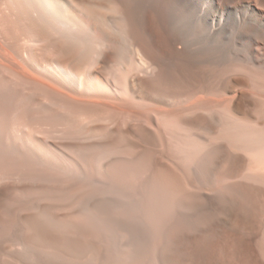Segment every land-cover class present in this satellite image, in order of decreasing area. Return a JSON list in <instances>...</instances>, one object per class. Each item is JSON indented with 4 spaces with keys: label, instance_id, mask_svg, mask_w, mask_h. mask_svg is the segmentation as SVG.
Masks as SVG:
<instances>
[{
    "label": "bare ground",
    "instance_id": "obj_1",
    "mask_svg": "<svg viewBox=\"0 0 264 264\" xmlns=\"http://www.w3.org/2000/svg\"><path fill=\"white\" fill-rule=\"evenodd\" d=\"M211 64L218 67L217 72H213L215 74L209 71L213 69V66L212 69L209 68ZM246 65L248 68L249 65L250 68L264 67V0H0V201L11 202L7 207L17 213L16 208L20 204L17 202L20 198L19 192H27V189L32 192L30 191L32 188L56 186L69 191L75 182L66 181L64 175L58 174L57 171L51 172L59 163L58 158L70 161L73 158L70 150L83 147L91 148L90 150H94L93 153H98L102 167L132 158L125 154L127 152L124 153L123 142L122 145L116 144L119 140L132 145L135 154L140 148L150 151L155 159L156 173L175 177L174 173L178 174V171L175 172L174 169L181 162L180 150L193 144L187 145L184 141V147L179 146L186 135L184 134L182 139L178 137L179 132L176 131L178 136L174 130L171 133L173 128L168 125L174 123L179 129L188 131L187 137L191 141L186 139L189 143L195 141L194 143L207 145L201 146L204 148L203 151L207 148L206 152L208 148L214 146V149L218 148L222 152L221 156H228L230 160L228 176L233 178L232 185L254 191L259 198L260 196L264 198V128H258L257 125L252 126L253 128L242 126L245 121H250V116L248 118L246 115L248 110H245V105L263 106L264 89L256 84L258 81L255 82L256 86L251 81L253 79L247 77L249 74L245 73L244 69L247 68ZM190 75L194 77H191L194 81L190 80ZM212 81L213 90L210 84ZM181 93L184 98L180 102ZM212 93H215V98L212 97ZM259 107L257 109L260 110ZM40 116L54 117L57 122L51 125L43 123L38 119ZM67 121H71L70 126H65L64 123ZM137 137L146 138L148 145L141 144L142 141L138 142L135 139ZM198 148L193 147V152L196 150L195 153H198ZM191 149L187 151L192 153ZM182 150L185 157L181 154L183 157L181 158L184 159L189 153ZM203 151L200 153L204 154ZM202 156L201 159L204 161L205 155L204 158ZM26 158H31L35 162L27 171L21 165ZM51 158H56L57 164L53 165V169L49 168L50 171L44 163ZM191 161L188 166L198 174L197 171H200L198 165L201 163ZM80 163H76V172L81 177H87L92 169L89 171L88 166H84L86 164ZM76 164L74 162V165ZM58 167L57 170L60 169ZM202 171L200 172H206ZM61 173L63 174V171ZM99 174L94 175V179L100 183L101 188L99 187L96 193L92 192L93 194L89 191L91 195L84 198L88 208L95 202L103 201L118 206L122 200L121 192L124 190L114 192L116 187H113L114 191L112 188L109 189L107 178L104 179V176ZM225 182L222 181V185ZM121 186L120 189H123ZM137 186L139 187L136 185L135 188ZM144 186L147 187L146 183ZM200 194L210 203L217 202L218 193L215 191H201ZM43 195L46 196L44 193ZM133 195L135 199L139 198L138 194ZM81 197L80 194L78 199L81 200ZM29 198L27 199L30 201ZM46 198L32 200L34 202L31 207L19 210L17 214L20 221L34 214L36 216L41 208L43 211L46 208L51 211L48 206L57 208L56 212L52 210L54 217L80 210V207L49 201ZM127 198L132 200L131 196ZM138 201L140 202V199ZM26 203L28 204V201ZM102 206L103 204L100 209ZM118 207L122 208L123 205L120 203ZM118 207L116 214L122 211ZM163 207L160 206L161 210ZM125 212L127 215L131 214ZM135 215L138 216L136 213ZM128 216H125L126 219ZM49 217L51 218L50 215L47 217L44 214L40 217L43 224H48ZM116 218L117 216H114L113 221L117 222ZM121 219L119 216L118 222L114 223L119 232L114 244L131 248V239L134 238L135 242V239L140 237L138 235L132 237V230L143 234L145 227L140 219L137 220V225ZM257 220L260 225H264V209L258 212ZM143 221L148 222V219ZM26 224L28 225V222ZM23 225L24 223H21L15 228L14 236H0V264H37L32 260L35 258H40L38 264H58L46 262L49 260L48 250L28 243ZM150 226L153 227L154 224ZM42 227L35 226L32 232L34 228L41 232ZM150 229L147 231L150 232ZM83 232H86V229ZM151 232L150 235L154 233ZM96 237H99L98 234ZM235 237L232 233L227 235L228 242L233 244V247L230 246L236 251L238 247L234 245ZM147 239L148 237L144 238L146 241ZM138 240L137 242H140ZM106 242L108 243V240ZM143 242L145 241H141ZM107 249L106 244L95 249V256L92 255V251L91 254H81L79 258L96 264L98 259L102 260L105 254H109L106 252ZM259 252L260 264H264V247L260 248ZM21 255L28 256L30 260ZM164 257L160 258L164 260Z\"/></svg>",
    "mask_w": 264,
    "mask_h": 264
},
{
    "label": "rangeland",
    "instance_id": "obj_2",
    "mask_svg": "<svg viewBox=\"0 0 264 264\" xmlns=\"http://www.w3.org/2000/svg\"><path fill=\"white\" fill-rule=\"evenodd\" d=\"M211 66H213V69L214 68L216 69V67H217L216 65H214V64L212 65L211 64L209 66V68ZM246 67L247 68H244L246 70L245 73L250 75V77H249V75L246 74L247 77L250 80H251V78L253 79L251 81H253L254 85L257 84L262 89H264V85H261V83L264 84V77H263L264 76V71H263L264 67H262V69H261L260 66H253V67H251L252 69L250 68V65H249V68H248L247 65H246ZM257 67H260V68L258 69ZM211 69H212V67H211ZM213 69L212 70L209 69L210 73H211V71L213 73L215 71L217 72V70H218V69H216V70L215 69L213 70ZM253 69L254 70L256 69L255 72H254ZM215 73H213V74H215ZM191 77H193V76L190 75V80L194 81L193 80L194 77L193 78H191ZM258 79L260 80V83H258L259 82ZM256 81H258V82H256ZM255 82H256V84H255ZM210 84H211V89L213 90L214 89V85H212L213 81H212V83L210 82ZM181 95L179 97L180 102L183 100L182 98H184L182 93H181ZM212 97H214V98L216 97L215 93H212ZM262 104H263V106H261L262 109H261V107H259L260 105H256L257 107L255 105L254 106L248 105V104L245 105V110L246 109L248 110V111H246L247 112L246 115H248V118L250 116V119H249L250 121H248L249 123L245 121V123H243L242 126L246 125L247 128H253L254 126L257 125L256 127H258V128H262V127L264 128V121H263V118H264V103H262ZM251 106H252V109H251ZM258 107L260 108V110L257 109ZM250 109H251V111H250ZM251 112H253V113H251ZM38 119L41 122L47 123L49 125L54 124L55 122H57V120L54 117H50L49 118V116H40ZM227 120H231V118H227ZM64 124H65V126L66 125L70 126L71 125V121H67ZM169 124H172V123H169ZM175 124L176 123H174L172 125H168L169 127L173 128V129L169 128V129L172 130V132L169 129H167V130L170 131L171 133H173L175 131L174 133H176L175 135H177V136H178L177 132H179V136L178 137H180L182 139H183V137L185 135H186L185 137L188 138L187 137L188 136L187 135L188 131L186 132V131H183V129L182 130L179 129L178 125L177 124L175 125ZM165 126H166V128H168L166 124H165ZM180 130H181L182 133L180 132ZM180 134H182V135H180ZM186 138L184 140H182V142H181L182 145L180 143H179L180 145L179 144L178 145L181 146V148H182V147H184V143H187V145L193 144V145H191V147L189 146V148H188V146L185 147V148H182L184 150L186 148H188V149L192 148L191 149L192 151L189 150L192 153L188 152L187 151L188 149L185 150L184 151L185 153H189L188 155L186 154V158L188 160L186 158L182 159L183 157H185L184 156L185 154L182 152L183 150L180 148L181 149L180 153L181 154L183 153L184 155L182 154V156H183L182 157L181 154L179 153L181 162H179L180 164L178 163V165L174 169L175 172H176V170L178 171V174H177V172L174 173V175L176 174L175 177L174 176L167 177V175L164 176L165 174H161V173H158V172L156 173L155 166H154L155 165V159H154V156L152 155V153L150 151H148L146 149L144 150V148L143 149L140 148V151L137 154H135L134 151L132 150L133 146L130 145L127 141H122V140L121 141L119 140L116 144L120 143V145H122V142H123L124 146L122 147V149H123L124 153L127 152L125 154L127 156H132V158H129V159H126V160H120L121 162L117 161L116 163H111V164H109V166H103L102 167L101 161H100L101 159H100L99 155H97L98 153L97 152H96V154L93 153L94 150H90L91 148H88V147H83V148H80L78 150L77 149L70 150V153H71L70 155H71V157H73L72 160H70V161L66 160V159H60V158H58V160H57L55 158L57 160V162H59L57 164L54 158H51L50 160H48V162L46 160L44 165L47 164V165H45V166L48 167V168L46 167L47 169H49V168L53 169L54 168L53 165L55 166V164H57L60 167V169H59V167L56 165L59 170H57L56 166H55L54 170H52V171L50 169L49 170L51 172H53V171L56 172L57 171L58 174L64 175L65 180L68 181V182L69 181L71 183L75 182V184H73V186H72L73 188L71 187L69 189V191H68V189H64V188L62 189L60 187L58 188L57 186L56 187H52V188L51 187H46V188H40L39 187V189L35 188L37 190H35L33 188L30 189V191H32V192H29V189H27L28 190L27 192L26 191L19 192L18 195L20 196V198L18 196L16 198V200L19 198L17 200V202H19L20 204L16 208V210H17L16 212L18 213L19 210L31 207V205H33V202H34L32 200H36L37 198H39V199L40 198L41 199L42 198H46V196H49V195L50 196L48 198H46L49 201L64 202V203L69 204V206L80 207V210L78 209V211H76V213L67 212V213H62V214H60L57 217H54L52 215L53 214L52 210H55L54 212H56L57 208H55L54 206H48L50 208L53 207L51 209L49 208V210H51L52 213H51V211L46 210L47 208L44 209V211L41 208L40 212H39L40 214L47 215V217L49 215L51 216V218L49 217L50 219L47 218V221H49V222H47L48 224L46 225V224H43L44 222L40 218L42 215H40L39 213H38L39 216H37L38 215L37 213H36V216H35V214L33 215L34 217L32 215L28 216L29 218H31L30 220H28L27 219L28 217H26L25 219L23 218L20 221L18 214L14 213V211L13 212L10 211L9 210L10 208L7 207V206H9L11 204V202L9 203V201H6V200L5 201H0V236H2V237H3V235H4V237H9V235L10 236H14L15 228L19 224L24 223L23 226L25 227V230H23V232L26 234L25 238L26 239L28 238L27 239L29 241L28 243L31 246H37V247H40L43 250L44 249L48 250L47 252L49 253V256H48L49 260L46 259L47 260L46 262L49 261V263L55 262V263H58V264H59V262H61L60 264H94L90 260L89 261L85 260V258L83 260H80L79 256H81V254H84V253L91 254L92 251H93L92 255L94 254V256H95L96 255L94 253V252H96L95 249L97 250V248L99 249V248H101L104 245L106 246V244H107L108 249H110V251H107L108 249L106 250V252L107 253L109 252V254L108 255L105 254V257L102 260L98 259L96 264H132V263L133 264H161V263L162 264H260V259H259L260 258V252L259 251H260V248L264 247V244H263L264 243V241H263V239H264V237H263L264 236V225L263 224L260 225L258 223L257 214H258V212L260 210L264 209V200H263L264 198H263V196H260V198H259V195L254 193V191H248V189H245L243 187L241 189V186L238 185L239 186L238 187L236 185H232L231 184V182L233 181V178L228 176L229 175V169H230L229 168L230 167V160H228L229 159L228 156H225V155L221 156L222 152L218 148H217L218 149V151H217V149H214L215 147L212 146L210 149L208 148V150L206 152L207 148L205 149V151H203V149H204L203 147L204 146L207 147V145L203 146V144L200 145L199 143L198 144L194 143L195 141L194 142L192 141V142L189 143L190 139L188 138L189 139L188 140ZM135 139L138 142L142 141L141 144L145 143V145H146L148 143L145 140L146 138H142L141 139V137H137ZM178 145H176V147H178ZM198 145L200 147L201 146H203V147H201V148L199 147L198 148L197 147ZM192 146L195 147V149L198 148L197 149L198 153H195V152H197L196 150H195V152H193L194 149H193ZM129 150L132 151L133 153L130 152ZM177 151H179V148L177 149ZM202 151H203V153L204 152L205 153L201 154ZM208 151H209V153H208ZM190 154L191 155L195 154V155L191 157ZM201 155H203V156L205 155L204 156L205 158L202 156V158H204V161L201 159ZM78 157H79V159H78ZM75 158H77V159H75ZM189 158H191V160H193V162L196 161L197 164L201 163L200 164L201 166L198 165L200 171L203 170L202 172H204V171H206V172L201 173L198 170L197 172H198L199 175L196 172H194L190 168V166H188L192 162ZM199 158H200V160L202 162L201 161L199 162ZM24 160H27V161H24ZM24 160L23 161L25 163H23V161H22L21 165H22V168H24V170H26V171L30 170V168H32L31 165L32 166L35 165L34 160H32L31 158H26ZM52 160H54V161H52ZM61 160H62V162H61ZM68 161H69V163L71 162L70 165H69ZM79 161H81V162L83 161V162L80 163ZM183 161H185V162H183ZM188 161H190V162H188ZM26 162L27 163L28 162L29 163L33 162L34 164H31V163L27 164ZM74 162H75V164L76 163H80L82 165L86 164L84 166H86V167L88 166L87 168L89 169V171H90V169H92L90 171V174H89L90 176L88 175L89 177L87 176L88 177L87 178L86 176H82L81 177L80 175H78V173L76 172L77 171V169H76L77 168V164L74 165ZM96 162L98 163L99 167H98V165H96L97 164ZM182 162H183V164H182ZM203 162H205L206 164L203 163ZM49 163H50V165H49ZM52 163H54V164H52ZM149 165H150V167H149ZM215 165H216V167H215ZM64 166L68 167V169L67 168L65 169ZM203 166H204V169L202 168ZM72 167H74L73 169H76V170L72 171L73 170ZM151 168H152V170H151ZM98 169H100V170H98ZM184 169L186 171H184ZM145 170L148 171V172H145ZM61 171H63V174L61 173ZM100 171L103 174H101ZM223 171H225V172H223ZM226 171H227V173H226ZM73 172H75V173H73ZM64 173L67 174V175H65ZM96 174L104 176L103 177L104 179L107 178L106 180L109 183V187L108 188L109 189L112 188L111 190H113V189L115 190V188H113V187H116V190L115 191L113 190L114 192H117V191L120 192V191L124 190L123 191L124 193L121 192L122 200L120 202L121 205H123V207L122 208L118 207L120 205V203L118 204V206H117V204H115V206H117L118 208H121L122 211L120 209L119 210L121 212H124L125 214H126L125 211H127V213L131 212V214H128L129 216L127 214L123 216L124 213H121V212H119L120 215H119L118 212H117L118 214H116L115 212L117 210V207L113 206L112 205L113 203L104 202V201L101 202V203L100 202H95V204L89 205V208H88V204H87L86 200H84V198H87L89 195H91L93 193H96L97 192L96 190H99L101 188L100 183L94 179V175H96ZM147 174H149L151 177L149 178V175H147ZM196 174H197V177H195ZM126 175L128 177L129 176L130 177L128 178ZM70 176H72V177H70ZM152 176H153V178H152ZM203 176H205V177H203ZM118 178H119V180H118ZM200 178L203 179V180H201ZM124 179H125V181H124ZM137 179H138V181H137ZM150 179L153 181L154 185L151 184L152 181ZM133 180H134V182H133ZM146 180H147V182H146ZM204 181L206 183H204ZM210 181H211V183H210ZM213 181H215V182H213ZM222 181L223 182L227 181V182L223 183L224 185H222ZM200 182H202L203 184L200 183ZM142 183H143V185H141ZM145 183H146L147 187L144 186ZM171 184H173V185H171ZM129 185H130V187H129ZM136 185H139V187L137 186V188H135ZM120 186H121V188H123V187L124 188L120 189ZM165 186H166V188H165ZM86 187H88V188H86ZM161 187H163V188H161ZM89 188H90V190H88ZM117 188H118V190H117ZM156 188H157V190H156ZM84 189H86L87 192L84 191ZM92 189H95V190H92ZM33 190H35L36 193ZM89 191H90L91 194L88 193ZM201 191H205V192L206 191L207 192L208 191H215V192H217L218 193L217 202L216 203H210L209 201H207L204 197L201 196V194H200ZM139 192H143V194L145 193L146 196H145V194H144V196H143V194H139ZM250 192L254 193L255 195L251 194ZM41 193H42L43 197L40 196ZM43 193L46 196H44ZM83 193L84 194L88 193V195L84 196ZM125 193H128V194L124 195ZM133 193L136 194V195L138 194L139 198H136L137 200L134 198L135 195H133ZM147 193H149V194L152 193V194L149 195ZM80 194L83 197V200H82V197H81V200H79L80 199L79 198ZM76 195H78V196L76 197ZM15 196H17V194H15ZM29 196H31V197L29 198ZM33 196L37 197V198H34ZM73 196H74V198H73ZM126 196L127 197L131 196L132 200H129V198H127ZM153 196H156V197L159 196V197L158 198H154ZM26 197L29 198L30 201ZM123 197H126V198H123ZM152 197L154 199H152ZM142 198H145V199H142ZM253 198H254V200H253ZM55 199H57V200H55ZM139 199H140V202L138 201ZM16 200H14V202ZM143 200L145 202H147L146 203L147 205H150V206H147L145 204V202H143ZM153 200H154V202H153ZM27 201H28V204L26 203ZM127 201H130V202H127ZM150 201H152L153 203H150ZM174 202H176V203H174ZM22 203H24V204H22ZM126 203H128V204H126ZM162 203H164L165 205L164 204L161 205ZM102 204H103L102 209H100ZM109 204L112 205V207ZM168 204H169V206H168ZM261 204H262V206H260ZM106 205H108V206H106ZM160 206H161V208L164 206L163 210H161ZM183 206H184V208H183ZM94 207H98L99 210L97 211L98 208L94 209ZM124 207H125L126 210L124 209ZM185 207H187V208H185ZM155 210H157V211H155ZM46 211H48L49 214H46V213H48ZM112 211H113V213H112ZM248 211H249V213H248ZM135 213L138 214V216H136ZM132 214H133V216L135 215V217H133ZM114 216L115 217L117 216L116 219H118V220H119V216H120V218H122L121 219L122 221L126 220L127 223H130L132 225H137L138 221L140 219V222L142 221L143 225L145 227V230H144L143 234L146 233V235L143 236V234L137 233L136 230H134V231L132 230V234H131L132 237H133V235H134V237L135 236L137 237V235H138L140 237L143 236L142 237L143 239L142 238L139 239L140 237H138L137 239H135V242H134V238H132L131 239L132 242H130L131 243L130 244L131 248H129L130 246L119 247L117 245V243L114 244L115 243L114 242L115 238H117V235L119 233V232H117L118 229H117V227L115 225L118 222V220H116L117 222L113 221L114 220ZM125 216L126 217L128 216V218L126 219ZM140 216H142L143 218L140 217ZM149 216H151V217H149ZM44 217H46V216H44ZM129 217H131V218H129ZM136 217H139V219H137ZM134 218H136V220ZM150 218H152L150 220L151 222L149 221ZM34 219H36V220H34ZM144 219L145 220L148 219V222L147 221H143ZM153 219L155 220L154 223H153V221H154ZM23 220H25L26 222L23 221ZM31 221H32V223H30ZM27 222H28V225L26 224ZM41 222H42V224H41ZM146 222H147L148 226L146 225ZM104 224L105 225L107 224V225L105 226ZM149 224L150 225L154 224V226L152 227ZM160 224H162V225H160ZM31 225H33V226H31ZM44 225H46V226L42 227ZM48 225H49V227H47ZM95 225H97V226H95ZM112 225H114V226H112ZM158 225H159V227H158ZM35 226L36 227H42L41 228L42 231L41 232L40 231L37 232L35 230V228H34L33 229L34 233H33L32 232V228L35 227ZM93 226H95V227H93ZM170 227H172V228H170ZM149 228H151L152 232H154V233H152L151 229H150V232L152 233L151 235H150V232L147 231V230H149ZM85 229H86V232H83V230L85 231ZM153 229L155 231H153ZM159 229H160V231H159ZM156 230L159 232V234H158V232H156ZM45 231H46V233H45ZM87 231H90V233H88ZM148 232H149V234H147ZM93 233H94V235H92ZM95 233H97L99 237H96L97 234L95 235ZM113 233H115L116 236ZM228 233L235 234L236 237L234 239V241H235L234 245L238 247V250L236 249V251H235L232 248L233 244L231 245V243L228 242L229 241L228 238H227ZM25 234H23V236ZM110 234H112V235H110ZM153 234H154V236H152ZM148 235L150 237H152V238H150ZM111 236H113L114 238H112ZM145 236L148 237L147 241L144 240V238H146ZM138 239L140 240V242H137ZM90 240H92V241H90ZM107 240H108V243L106 242ZM141 241H145V242L141 243ZM109 242H110V244H109ZM258 242H259V244H257ZM132 244H134V245H132ZM112 245H113V250L111 251ZM227 247H230V248H227ZM114 248H116V249H114ZM117 249H119V250H117ZM121 249H123V250H121ZM247 249H249V250H247ZM237 252L239 253L238 255H237ZM21 256H23L25 258L28 257V256H25V255H21ZM160 257H164V260H163V258H160ZM249 257H250V259H249ZM27 259L30 260L29 257ZM35 259H32V260L35 263L38 264L40 258H35ZM60 259H61V261H60ZM57 260H59V261L56 262ZM62 260L64 262H62Z\"/></svg>",
    "mask_w": 264,
    "mask_h": 264
}]
</instances>
